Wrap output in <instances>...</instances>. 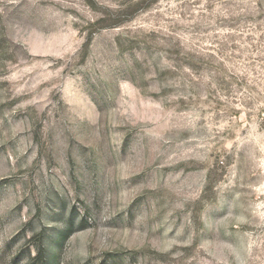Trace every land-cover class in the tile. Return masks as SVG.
<instances>
[{"label": "rangeland", "instance_id": "374dc122", "mask_svg": "<svg viewBox=\"0 0 264 264\" xmlns=\"http://www.w3.org/2000/svg\"><path fill=\"white\" fill-rule=\"evenodd\" d=\"M47 262L264 264V0H0V264Z\"/></svg>", "mask_w": 264, "mask_h": 264}, {"label": "trees", "instance_id": "16d2710c", "mask_svg": "<svg viewBox=\"0 0 264 264\" xmlns=\"http://www.w3.org/2000/svg\"><path fill=\"white\" fill-rule=\"evenodd\" d=\"M42 252H43V250H42ZM51 262H47L46 264H50Z\"/></svg>", "mask_w": 264, "mask_h": 264}]
</instances>
